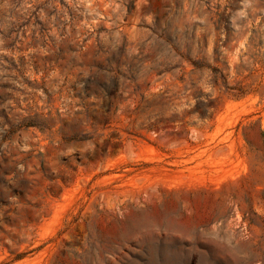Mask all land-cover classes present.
I'll return each mask as SVG.
<instances>
[{"label":"rangeland","instance_id":"obj_1","mask_svg":"<svg viewBox=\"0 0 264 264\" xmlns=\"http://www.w3.org/2000/svg\"><path fill=\"white\" fill-rule=\"evenodd\" d=\"M0 264H264V0H0Z\"/></svg>","mask_w":264,"mask_h":264}]
</instances>
